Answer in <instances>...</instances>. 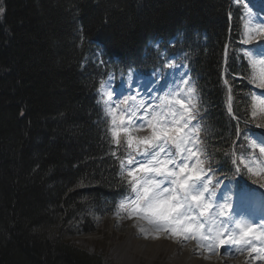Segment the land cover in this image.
Here are the masks:
<instances>
[{"label": "trees", "instance_id": "1", "mask_svg": "<svg viewBox=\"0 0 264 264\" xmlns=\"http://www.w3.org/2000/svg\"><path fill=\"white\" fill-rule=\"evenodd\" d=\"M0 8V264H109L65 237L108 222L127 193L118 177L127 149L114 144L97 102L110 70L149 75L163 53L185 61L203 166L237 177L235 156L248 153L255 128L240 6L0 0Z\"/></svg>", "mask_w": 264, "mask_h": 264}, {"label": "snow or ice", "instance_id": "2", "mask_svg": "<svg viewBox=\"0 0 264 264\" xmlns=\"http://www.w3.org/2000/svg\"><path fill=\"white\" fill-rule=\"evenodd\" d=\"M0 11L3 9L0 8ZM253 34L264 36V25L251 29L244 42L250 43ZM259 63L258 86L264 88V59ZM182 83L188 85L189 81L182 80ZM194 93L195 88L188 87L186 98H182L177 91L169 94L158 106H145L141 102L138 107L129 104V100L137 99L132 95L112 106L119 118V125L110 129L116 144H120L119 136L123 132L127 137L128 148L135 146L137 154L143 157L142 160H134L129 154L126 165L121 161L122 172L127 168V183L134 197L122 200L119 208L127 219H136L139 232L145 238L163 231L185 241L194 239L198 245L209 241V248L242 242L247 244L250 241L245 238L255 233L254 227L242 228L237 238L231 234L232 230L226 222L216 223L215 219L206 222L202 219L210 215L212 204L209 201L213 193L210 190L212 182L207 179L205 168L202 167L204 161L197 158L195 164L190 162L197 157L196 141L201 131L200 125L194 123L197 121ZM121 104L126 107L121 109ZM260 104L264 107V100ZM116 119L112 118L113 125H116ZM145 127L151 130V135L136 137L132 134L135 129ZM260 151L264 152V147ZM131 165L135 166L129 167ZM237 195L244 200L250 198L251 193L240 191ZM221 207L230 208V205ZM116 215L121 217L120 212ZM141 221H146L148 227ZM236 226L240 227L239 221ZM256 238L264 241V231ZM253 251L264 254V248Z\"/></svg>", "mask_w": 264, "mask_h": 264}, {"label": "rangeland", "instance_id": "3", "mask_svg": "<svg viewBox=\"0 0 264 264\" xmlns=\"http://www.w3.org/2000/svg\"><path fill=\"white\" fill-rule=\"evenodd\" d=\"M235 3L239 6L241 5V22L243 30L241 33V51L250 63L252 70L251 81L255 88L252 116L257 122L259 135L252 138V146L261 148L264 147V107L261 106L260 101L264 100V88L258 86L259 81L257 78L259 77L261 69L259 61L264 59V36L253 34L250 43H245L244 41L248 38V33L251 29L259 25H264V0H239V3L235 0ZM165 67H168L165 75L156 73L151 78L145 80L141 76L131 73L129 77L125 79H123L124 77H120L118 85H111V80H109V83L103 86L101 90V101L105 113L110 119V129L119 125L118 113L112 110V106L119 104L120 100L126 96L135 95L137 99L135 101L129 100V104L136 106L138 100L140 103L143 102L144 105L149 102L151 106H158L161 104L162 100L167 99L169 94L177 91L181 93L182 98H186L187 88L193 87L192 82L189 80L187 68L174 59L167 61V63L165 62ZM182 80H188L189 84H183ZM152 91L155 92V96H149ZM120 107L123 109L126 106L121 104ZM113 117L117 118L116 125H113L111 122ZM132 134L136 137L149 136L151 135V130L147 127L135 129ZM119 139L124 143L129 152L124 162L125 165L127 164L129 154H131L134 160L143 159L142 156L137 154L135 146H133V148H128L126 144L127 137L123 132H120ZM199 141L200 140L196 141L197 157H194L190 161L193 164L197 162V158L201 160L200 147L198 146ZM240 162L247 169L249 176L252 178V183L243 187L240 186L245 183L239 185L234 179L225 180L221 177L216 178L212 171L205 169L207 179H210L212 182L210 190L213 196L209 201L212 204L210 215L202 219L206 222L211 219H215L216 223H220L221 221L226 222L229 229L232 230L231 234L235 235L237 238H239L242 228L254 227L256 230L255 233L245 238L250 242L247 244L242 242L230 246L209 248V241H203L199 245L194 239H188L187 241H189L190 244H194L199 250L203 251V254L210 256L217 262L220 258L236 261L245 254H252L253 260L246 264H264V254H258L256 251H253V249L264 248V241L256 238L260 232L264 231V152L259 150L256 152L254 149L250 150L249 153L240 158ZM134 166L135 165H131L129 167ZM249 169H251V171H249ZM122 174L127 180V168L123 170ZM129 191L131 192L130 188ZM240 191L251 193L250 198L244 200L240 199L237 195ZM129 197H134V194L131 192L130 196L127 195L118 202V208L115 212H120L121 217H118L115 213L106 223L98 221L93 232L70 237L66 236L65 239L69 241V243L87 250L90 254L97 253L102 255L108 260L109 264H117V260L113 257V250L125 239L130 227L128 224L135 219H127L124 216L123 210L119 208L120 202ZM224 204L230 205V208H222L221 205ZM220 213H222V215H220ZM237 221L240 222V227L236 226ZM141 222L147 225L146 221ZM167 236L174 239L180 238L173 237L170 234H167ZM191 246V248H193V245ZM157 247H160L159 242H155L151 245L152 250H156ZM186 248L187 247L183 250H186ZM225 248H227V251ZM147 255L149 257L143 259L141 264H179L177 261L170 259V252L163 246L159 248L152 262L148 263V259L153 256V252H148ZM193 264H196V262Z\"/></svg>", "mask_w": 264, "mask_h": 264}, {"label": "bare ground", "instance_id": "4", "mask_svg": "<svg viewBox=\"0 0 264 264\" xmlns=\"http://www.w3.org/2000/svg\"><path fill=\"white\" fill-rule=\"evenodd\" d=\"M233 5L235 4V0H230ZM92 38V37H90ZM92 65H95L93 61H91ZM93 97V95H92ZM99 102V100H97ZM100 103V102H99ZM149 103H146L147 106ZM105 111V109L103 110ZM94 125H97L95 122V118H92ZM110 140L112 138L110 137ZM114 144H116L113 139ZM115 148V146H114ZM111 153V152H110ZM108 152H105V155H108ZM111 156V155H110ZM119 161V178L122 181H125V177L121 172V157H118ZM142 223V222H140ZM145 227H148L146 224L142 223ZM128 225L129 231L125 239L116 246L113 250V257L117 260V264H141L143 259L149 257L148 252H153V256L148 259V263L152 262L154 257H156V253L159 251V248L163 246L170 252L171 258L173 261H177L179 264H246L247 262H251L253 260L252 254H245L243 257L238 258L236 261L226 259V258H215L218 259V262L211 258L208 255L203 254V251L199 250L194 244H190L189 241H185L182 238H170L166 233L159 232L155 235H150L148 238H145L137 227L136 219L132 220ZM155 242L160 243V247H157L156 250L151 249V245ZM188 243V244H187ZM193 245V248H191ZM185 247L186 250H183ZM190 248V249H189ZM94 255H100L97 253H91ZM103 261L108 262V260L100 255ZM109 263V262H108Z\"/></svg>", "mask_w": 264, "mask_h": 264}]
</instances>
